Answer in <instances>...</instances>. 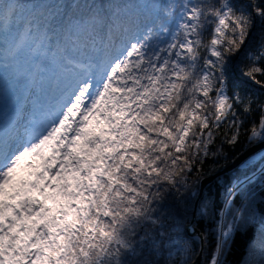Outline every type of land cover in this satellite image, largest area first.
Instances as JSON below:
<instances>
[{
  "label": "snow or ice",
  "instance_id": "6c2138e0",
  "mask_svg": "<svg viewBox=\"0 0 264 264\" xmlns=\"http://www.w3.org/2000/svg\"><path fill=\"white\" fill-rule=\"evenodd\" d=\"M130 7L121 0L110 13L98 11L93 0L66 35L76 47L78 31L107 27L103 54L68 61L75 86L39 130L33 116L0 139V264H125L127 252L141 256L145 249L167 253L165 264H189L182 225L164 203L181 188L189 200L181 198L176 213L191 206L194 218L218 221L208 264H226L233 233L247 223L250 210L240 200L247 176L207 195L191 189L188 178L209 157L224 155L216 147L220 135L230 146L240 143L245 117L255 111L231 86L229 65L245 49L253 14L264 22V4L153 0L152 22L136 30L120 23ZM19 8L5 5L0 19L7 23ZM177 10L179 23L165 40V19ZM89 44L101 50L96 39ZM256 73L264 76V66L244 72L253 79ZM247 139L264 142V104ZM257 223L264 255V215Z\"/></svg>",
  "mask_w": 264,
  "mask_h": 264
},
{
  "label": "trees",
  "instance_id": "16d2710c",
  "mask_svg": "<svg viewBox=\"0 0 264 264\" xmlns=\"http://www.w3.org/2000/svg\"><path fill=\"white\" fill-rule=\"evenodd\" d=\"M92 2L93 0H0V14L7 4L17 3L20 5L17 15L7 23L0 19L4 54H14L20 61L25 59L26 62L31 58H36L35 69L40 70L42 76L51 75L53 86L57 89H69L78 74L68 64V61L86 63L90 58L98 59L103 54V41L107 40V27L97 29L95 33L78 31L77 35L81 43L76 47L72 45L66 35L77 19L88 15ZM94 2L96 10L110 13L114 4L121 0H112V3H109V0H94ZM234 2L247 5L250 0H234ZM256 2L264 4V0H256ZM76 3H79L80 6L75 7ZM127 3L132 7L122 11L121 24L128 26L131 30H136L143 29L147 23L152 22L148 15V6L153 3V0H127ZM248 11L252 12V9L248 8ZM255 19L256 24L246 42L244 51L240 52L237 57V54L231 57L229 65L231 86L239 91L246 100L252 102L255 111L245 117V127L241 130V141L236 146L224 143L225 137L220 135L216 147L222 149L224 155L216 159L209 157L202 165L196 166L197 170H194L188 178L191 189L198 190L199 183L204 177L227 166L246 148L259 142L250 141L247 136L250 134V128L259 118L260 105L264 104V92L259 89V87L264 88V76L256 73L255 79H253L244 74L253 63H256L258 67L264 66V60L260 59V53L264 51V22L259 17L255 16ZM178 23L179 10L173 17L165 19V24L170 29L165 40L170 39V35L176 30ZM120 35V32L113 31L112 39L119 40ZM204 38L207 39V34ZM91 39L97 40L96 46L101 49L99 52L89 44ZM153 42L155 43V41ZM54 91L57 93L56 90ZM254 155L248 157L225 175L215 179L203 189V193L207 195L209 190L212 193H216L218 190L223 192L237 177L242 178L253 174L263 160L264 152L258 159L252 160ZM242 191L243 195L240 200L244 208L250 210V215L247 223L238 227L233 233L224 259L226 264H264V255L259 250L257 231V221L261 215H264V171L243 184ZM181 198L189 200L184 188L180 189V193L173 191L166 197L164 203L166 207H169L174 223L182 225L179 238L187 242L188 248L187 254L183 258L189 259V264H192L198 254L199 243L185 233V227L190 221L193 207L190 206L187 213L178 214L175 212V206L181 202ZM193 225L203 238V252L199 264H208L218 236V221L212 218L201 219L196 216ZM173 251L175 252L176 249ZM124 259L125 264H144L145 260L151 264H165L167 253L157 256L145 249L144 254L139 256L138 252L129 251Z\"/></svg>",
  "mask_w": 264,
  "mask_h": 264
},
{
  "label": "rangeland",
  "instance_id": "374dc122",
  "mask_svg": "<svg viewBox=\"0 0 264 264\" xmlns=\"http://www.w3.org/2000/svg\"><path fill=\"white\" fill-rule=\"evenodd\" d=\"M1 53L0 42V57ZM34 63L35 59L31 62L32 67ZM31 69L30 66H22L14 62L3 63L0 66V139H7L15 132L22 131L28 126L30 118L33 116L37 118L36 122L41 119L46 93L40 77L34 78ZM66 98V95H62V101ZM55 104L59 106L58 102ZM58 109L59 107L56 110ZM43 124L37 126V130ZM262 152L264 149L255 153L256 155L253 154L254 157L251 159H258Z\"/></svg>",
  "mask_w": 264,
  "mask_h": 264
},
{
  "label": "water",
  "instance_id": "95a60500",
  "mask_svg": "<svg viewBox=\"0 0 264 264\" xmlns=\"http://www.w3.org/2000/svg\"><path fill=\"white\" fill-rule=\"evenodd\" d=\"M254 24H255V19H254ZM259 89L264 92V88L263 87H259ZM262 149H264V142H258V143H255V144L249 146L239 156H237L230 164H228L227 166H225L222 169L218 170L217 172H215V173H213V174H211L209 176L204 177L199 183L198 190H200V189L203 190L207 185H209L211 182H213L216 178L228 173L229 171H231L235 167L239 166L249 156L253 155L254 153H256V152H258V151H260ZM195 210L196 209L193 208L192 213ZM194 219L195 218L191 214L190 221L185 227V233H186V235L188 237L195 238L199 242V251H198V254H197L195 260L192 263V264H199L200 261H201V255H202V250H203V238H202L201 234L198 232V230L196 228H195V232H193L191 230L192 226H193V223H194Z\"/></svg>",
  "mask_w": 264,
  "mask_h": 264
}]
</instances>
